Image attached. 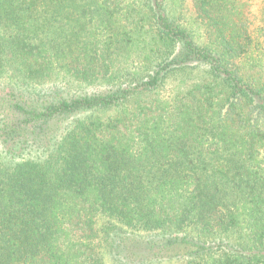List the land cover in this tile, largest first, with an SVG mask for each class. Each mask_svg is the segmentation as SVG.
I'll return each mask as SVG.
<instances>
[{
  "label": "trees",
  "instance_id": "1",
  "mask_svg": "<svg viewBox=\"0 0 264 264\" xmlns=\"http://www.w3.org/2000/svg\"><path fill=\"white\" fill-rule=\"evenodd\" d=\"M0 264H264V0H0Z\"/></svg>",
  "mask_w": 264,
  "mask_h": 264
},
{
  "label": "rangeland",
  "instance_id": "2",
  "mask_svg": "<svg viewBox=\"0 0 264 264\" xmlns=\"http://www.w3.org/2000/svg\"><path fill=\"white\" fill-rule=\"evenodd\" d=\"M187 1H189V0H187ZM256 11H257V7L254 8V12H255V13H256Z\"/></svg>",
  "mask_w": 264,
  "mask_h": 264
}]
</instances>
